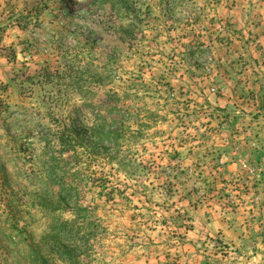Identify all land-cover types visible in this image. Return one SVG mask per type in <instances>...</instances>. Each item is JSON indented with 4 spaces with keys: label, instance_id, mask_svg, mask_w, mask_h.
<instances>
[{
    "label": "rangeland",
    "instance_id": "obj_1",
    "mask_svg": "<svg viewBox=\"0 0 264 264\" xmlns=\"http://www.w3.org/2000/svg\"><path fill=\"white\" fill-rule=\"evenodd\" d=\"M0 264H264V0H0Z\"/></svg>",
    "mask_w": 264,
    "mask_h": 264
},
{
    "label": "trees",
    "instance_id": "obj_2",
    "mask_svg": "<svg viewBox=\"0 0 264 264\" xmlns=\"http://www.w3.org/2000/svg\"><path fill=\"white\" fill-rule=\"evenodd\" d=\"M116 93V100H111L110 95H107L105 98L106 104H105V108H118V106L122 103H124L122 101V96L118 93V91L115 92ZM119 135L121 136V133H119ZM87 236V235H86Z\"/></svg>",
    "mask_w": 264,
    "mask_h": 264
}]
</instances>
